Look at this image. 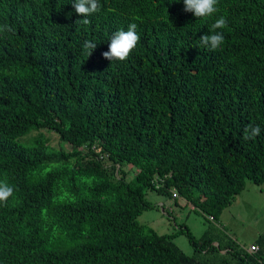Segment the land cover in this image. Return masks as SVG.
I'll return each instance as SVG.
<instances>
[{
    "label": "trees",
    "instance_id": "16d2710c",
    "mask_svg": "<svg viewBox=\"0 0 264 264\" xmlns=\"http://www.w3.org/2000/svg\"><path fill=\"white\" fill-rule=\"evenodd\" d=\"M216 7L198 19L183 0H99L83 25L72 0H0L14 29L0 34V181L14 189L0 264H264V230L249 251L218 226L246 180L264 183V0ZM221 16L223 44L202 47ZM132 23L136 48L105 59ZM148 190L211 220L198 237L184 222L160 233L138 220Z\"/></svg>",
    "mask_w": 264,
    "mask_h": 264
},
{
    "label": "rangeland",
    "instance_id": "374dc122",
    "mask_svg": "<svg viewBox=\"0 0 264 264\" xmlns=\"http://www.w3.org/2000/svg\"><path fill=\"white\" fill-rule=\"evenodd\" d=\"M41 131L49 138L50 144L57 146V134L50 130ZM129 169L131 171V168ZM132 172H129L128 177ZM147 198L154 206L143 211L138 220L160 233H170L177 228L175 222H184L193 235L198 237L211 220L209 216L195 211L183 198L174 200L154 190H148ZM218 226L239 246L247 249L252 247L258 234L264 230V183L258 185L246 180L245 186L237 193L232 203L223 209ZM174 241L186 254H192L193 248L184 233L178 234Z\"/></svg>",
    "mask_w": 264,
    "mask_h": 264
},
{
    "label": "clouds",
    "instance_id": "9594fccd",
    "mask_svg": "<svg viewBox=\"0 0 264 264\" xmlns=\"http://www.w3.org/2000/svg\"><path fill=\"white\" fill-rule=\"evenodd\" d=\"M218 0H183L184 11L193 13L196 18L210 17L218 11L216 5ZM72 6L77 14L83 19L78 22L83 25H88L90 20L88 17L97 13L99 8V0H72ZM227 20L221 16L215 20L211 25V34H205L200 37V44L202 47L211 50L218 49L224 42V35L222 32L216 31L226 27ZM137 24L132 23L128 26L127 31L121 29L115 32L111 39L108 51L102 53L103 57L110 61H125L131 52L136 48L140 37L136 31ZM14 29L8 24H0V34L12 33ZM97 44L92 41H85L83 48L87 51L89 56L92 55L93 50ZM261 132L258 125H248L244 130L243 139L245 141L255 139ZM13 187L5 181H0V203L7 202L8 198L13 195ZM211 218V217H210Z\"/></svg>",
    "mask_w": 264,
    "mask_h": 264
},
{
    "label": "built area",
    "instance_id": "2783aa9c",
    "mask_svg": "<svg viewBox=\"0 0 264 264\" xmlns=\"http://www.w3.org/2000/svg\"><path fill=\"white\" fill-rule=\"evenodd\" d=\"M172 196H173V197H177V196H178L177 193H176V191H173ZM257 249H258V247H257L256 245H253V246L250 247L248 250H249V251H255V250H257Z\"/></svg>",
    "mask_w": 264,
    "mask_h": 264
},
{
    "label": "crops",
    "instance_id": "0c3cea01",
    "mask_svg": "<svg viewBox=\"0 0 264 264\" xmlns=\"http://www.w3.org/2000/svg\"><path fill=\"white\" fill-rule=\"evenodd\" d=\"M179 199V198H178ZM164 205V204H163Z\"/></svg>",
    "mask_w": 264,
    "mask_h": 264
}]
</instances>
